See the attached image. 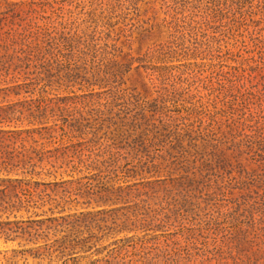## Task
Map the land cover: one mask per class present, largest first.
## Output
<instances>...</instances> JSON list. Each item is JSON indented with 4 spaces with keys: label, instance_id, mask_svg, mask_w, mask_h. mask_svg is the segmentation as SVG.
<instances>
[{
    "label": "rangeland",
    "instance_id": "374dc122",
    "mask_svg": "<svg viewBox=\"0 0 264 264\" xmlns=\"http://www.w3.org/2000/svg\"><path fill=\"white\" fill-rule=\"evenodd\" d=\"M7 1L58 157L0 171V264H264V0Z\"/></svg>",
    "mask_w": 264,
    "mask_h": 264
},
{
    "label": "trees",
    "instance_id": "16d2710c",
    "mask_svg": "<svg viewBox=\"0 0 264 264\" xmlns=\"http://www.w3.org/2000/svg\"><path fill=\"white\" fill-rule=\"evenodd\" d=\"M2 1L8 2L7 0ZM0 15H2L0 25L6 22L9 26L4 36L0 32V73H4L0 74V77L2 75L7 77L11 71L15 72L22 67L19 62L13 60L7 63L5 59L9 50L14 51L12 47L21 35H17V32L23 25L15 22L14 14L8 17L5 10L0 12ZM23 84L26 87L24 93H29L30 82ZM17 85L21 86L22 83ZM4 90L0 88V93ZM12 93L18 96L23 92L13 91ZM39 104L36 108L28 107L25 110L17 108L16 103L0 104V171L10 173L16 167L26 168L27 166L32 168L30 173H33L35 168L41 167L44 163L53 164L56 161L51 159H57L58 156H55L53 150H46L37 138V135L42 138L44 134H49L53 138V128L56 126L55 124L49 125L46 111L42 110Z\"/></svg>",
    "mask_w": 264,
    "mask_h": 264
}]
</instances>
